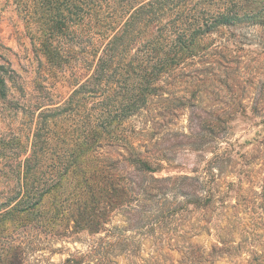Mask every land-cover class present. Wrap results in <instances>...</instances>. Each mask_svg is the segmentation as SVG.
<instances>
[{"label": "trees", "instance_id": "16d2710c", "mask_svg": "<svg viewBox=\"0 0 264 264\" xmlns=\"http://www.w3.org/2000/svg\"><path fill=\"white\" fill-rule=\"evenodd\" d=\"M15 3L46 63L44 78L53 73L72 90L54 103L56 90L41 83L29 142L0 134V225L64 193L69 200L53 208L52 221L65 213L76 229L87 223L98 234L120 211L128 224L136 220L132 231L155 237L158 250L186 251V264H264V132L247 149L232 135L248 109L243 101L218 112L203 106L208 87L241 88L240 71L226 82L218 73L244 65L231 55L237 33L264 37V0ZM13 80L0 60V103L9 101ZM185 152L200 162L160 176ZM246 186L255 194L243 196ZM229 209L219 224L217 214L226 218ZM181 211L186 231H167ZM5 232L0 264H23ZM202 237L213 243L200 245Z\"/></svg>", "mask_w": 264, "mask_h": 264}, {"label": "rangeland", "instance_id": "374dc122", "mask_svg": "<svg viewBox=\"0 0 264 264\" xmlns=\"http://www.w3.org/2000/svg\"><path fill=\"white\" fill-rule=\"evenodd\" d=\"M256 36L252 29L246 30L245 35L237 33L232 37L231 43H234V47L231 49V55L243 57L244 65H235L231 71L220 70L218 73L220 81L226 82L228 77L237 76L240 71L243 73L239 74L241 88H235L226 94L214 87H208L203 97V106L215 109L216 112L223 110L226 104L236 106L243 101L248 109L245 112L239 111L233 123L232 135L233 141L240 145L247 144V149L256 148L257 144L252 142L262 139L264 132V125L260 124V121L264 120V110H255L256 105L264 104V37ZM240 42L250 46L246 47L245 51H240ZM36 48L38 45L31 41L26 23L17 11L15 0H0V60L8 62L14 70L9 101L0 103V134L7 137L21 135L26 143L32 136L30 111L40 99L38 90L41 89V83L47 81L45 85L56 90L54 103L66 99L72 90L67 82L55 77L53 73L49 80L44 78L46 63ZM244 66L246 70L243 69ZM200 160L196 154L180 153L171 160L172 166L160 176L185 174ZM257 186L259 187V184ZM258 187L254 189L257 193L261 191ZM245 190L243 196L255 194L247 186ZM67 200L68 197L60 193L45 199L43 207L29 213L16 214L0 225L1 229L6 228L4 235L9 237L7 246L9 251L18 254L17 261L21 260L23 264H186V251H169L167 248L158 250L155 237L140 230L132 231L136 220L128 224L127 217L120 211L112 215L108 224H103L107 222L104 218V226L98 234L91 233L87 223L76 229L65 213L52 221L53 208ZM178 201L183 203L184 199L179 198ZM230 201L234 205L238 203L237 200ZM244 204L245 201L240 202L242 207L239 210L248 213ZM231 213L229 209L226 218H221L219 212L218 223L225 225ZM165 229L186 231V211H181L179 219L166 224ZM205 238L202 237L196 242L200 245L203 241L209 245L213 243L212 239Z\"/></svg>", "mask_w": 264, "mask_h": 264}]
</instances>
